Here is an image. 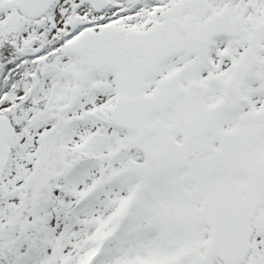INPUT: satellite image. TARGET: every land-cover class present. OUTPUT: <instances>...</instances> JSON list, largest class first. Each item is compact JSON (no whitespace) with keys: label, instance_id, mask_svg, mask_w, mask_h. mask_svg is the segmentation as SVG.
I'll use <instances>...</instances> for the list:
<instances>
[{"label":"snow or ice","instance_id":"snow-or-ice-1","mask_svg":"<svg viewBox=\"0 0 264 264\" xmlns=\"http://www.w3.org/2000/svg\"><path fill=\"white\" fill-rule=\"evenodd\" d=\"M0 264H264V0H0Z\"/></svg>","mask_w":264,"mask_h":264}]
</instances>
